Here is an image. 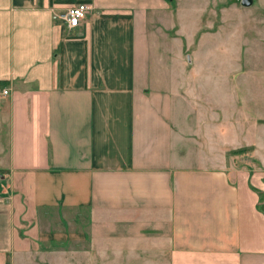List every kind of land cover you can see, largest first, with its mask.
Returning <instances> with one entry per match:
<instances>
[{"label": "crops", "instance_id": "obj_1", "mask_svg": "<svg viewBox=\"0 0 264 264\" xmlns=\"http://www.w3.org/2000/svg\"><path fill=\"white\" fill-rule=\"evenodd\" d=\"M81 1L0 0V264H264V122L155 84L175 0Z\"/></svg>", "mask_w": 264, "mask_h": 264}, {"label": "rangeland", "instance_id": "obj_2", "mask_svg": "<svg viewBox=\"0 0 264 264\" xmlns=\"http://www.w3.org/2000/svg\"><path fill=\"white\" fill-rule=\"evenodd\" d=\"M169 3L168 11L156 14L160 21L158 33L153 28L150 32L155 84L167 88L183 82L181 95L189 103L194 102L195 108L208 110L214 106L216 120L222 126L225 108H232L233 121L238 124L247 114L248 130L245 126L243 136L254 141L259 132L255 124L264 122V0H252L249 6L242 5L241 0ZM254 156H249L250 165ZM234 160L241 162L239 156ZM65 213L61 211L62 217ZM82 222L74 223L73 229L84 230ZM69 228L68 220L63 219L56 227ZM79 246H74L78 253L74 260H61L59 256L54 261L49 259L48 264H95L92 258L82 255ZM37 261L47 264L44 256Z\"/></svg>", "mask_w": 264, "mask_h": 264}, {"label": "built area", "instance_id": "obj_3", "mask_svg": "<svg viewBox=\"0 0 264 264\" xmlns=\"http://www.w3.org/2000/svg\"><path fill=\"white\" fill-rule=\"evenodd\" d=\"M90 10V4L87 2H79L75 5L69 6L65 12L56 15L63 18L69 27H76L82 19L85 18L86 13ZM8 91L4 90L6 94Z\"/></svg>", "mask_w": 264, "mask_h": 264}, {"label": "water", "instance_id": "obj_4", "mask_svg": "<svg viewBox=\"0 0 264 264\" xmlns=\"http://www.w3.org/2000/svg\"><path fill=\"white\" fill-rule=\"evenodd\" d=\"M252 3V0H241V4L244 6H249Z\"/></svg>", "mask_w": 264, "mask_h": 264}, {"label": "trees", "instance_id": "obj_5", "mask_svg": "<svg viewBox=\"0 0 264 264\" xmlns=\"http://www.w3.org/2000/svg\"><path fill=\"white\" fill-rule=\"evenodd\" d=\"M86 2H90L91 0H85ZM85 1H81V2H85Z\"/></svg>", "mask_w": 264, "mask_h": 264}]
</instances>
